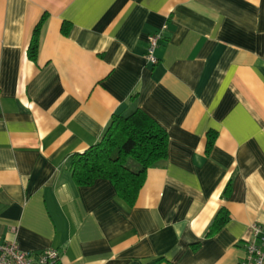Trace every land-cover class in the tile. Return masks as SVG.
I'll list each match as a JSON object with an SVG mask.
<instances>
[{"label":"crops","instance_id":"1","mask_svg":"<svg viewBox=\"0 0 264 264\" xmlns=\"http://www.w3.org/2000/svg\"><path fill=\"white\" fill-rule=\"evenodd\" d=\"M136 108L168 153L135 203L105 179L76 186L73 155ZM252 223L264 226V0H0V240L58 249L60 264H238Z\"/></svg>","mask_w":264,"mask_h":264},{"label":"trees","instance_id":"2","mask_svg":"<svg viewBox=\"0 0 264 264\" xmlns=\"http://www.w3.org/2000/svg\"><path fill=\"white\" fill-rule=\"evenodd\" d=\"M47 19L44 13L34 26L27 56L31 61L37 58L40 31ZM63 34L68 32V24L62 26ZM215 137L209 132L206 149L209 150ZM168 153V135L153 117L141 108L128 115L114 114L102 137L84 152L74 154L71 163L73 182L78 187L90 186L99 179L112 183L116 194L125 204L132 206L138 196L149 167L164 161ZM128 161L138 165L131 169ZM229 191L227 188L226 193ZM228 215L219 211L209 234L221 229Z\"/></svg>","mask_w":264,"mask_h":264},{"label":"built area","instance_id":"3","mask_svg":"<svg viewBox=\"0 0 264 264\" xmlns=\"http://www.w3.org/2000/svg\"><path fill=\"white\" fill-rule=\"evenodd\" d=\"M162 37V30L147 37L145 59L148 63H157L155 50ZM60 257L61 252L55 248L28 252L21 250L16 241L0 240V264H60ZM238 264H264V226L261 224H251V236L244 240V254Z\"/></svg>","mask_w":264,"mask_h":264},{"label":"rangeland","instance_id":"4","mask_svg":"<svg viewBox=\"0 0 264 264\" xmlns=\"http://www.w3.org/2000/svg\"><path fill=\"white\" fill-rule=\"evenodd\" d=\"M128 165L130 166L131 169H137L138 168V165L133 161H128Z\"/></svg>","mask_w":264,"mask_h":264}]
</instances>
